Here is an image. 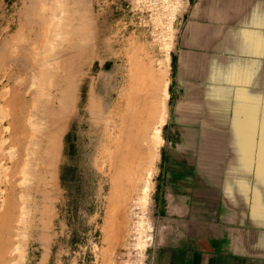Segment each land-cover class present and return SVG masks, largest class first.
Instances as JSON below:
<instances>
[{
  "label": "rangeland",
  "instance_id": "obj_1",
  "mask_svg": "<svg viewBox=\"0 0 264 264\" xmlns=\"http://www.w3.org/2000/svg\"><path fill=\"white\" fill-rule=\"evenodd\" d=\"M187 1L85 0L94 29L90 39L81 44L83 48L90 45L77 78L82 114L66 123L56 184L46 200L50 215L45 227L37 223L40 213L32 211L27 216L29 224H24L26 232L20 229L26 240L24 249L20 248L27 252L25 264H147L156 232L152 195L162 177L159 172L172 124L162 125L164 141L153 161L144 133L157 126L160 103L166 101V119L171 113L164 89L174 70V46ZM23 3L0 0V48L12 46L11 32L17 27ZM18 74L0 56V119L4 117V122L0 120V143L10 135L5 125L14 110L8 99L33 85L31 80L23 83ZM108 95L112 97L107 112L88 116V104L105 105ZM146 119L154 122L149 125ZM107 120L112 124L105 127ZM96 121L100 129L91 126ZM94 137L98 140L92 143ZM6 150L0 163L8 166L11 154ZM0 196L4 199L3 193ZM17 200L19 194L12 196V202ZM31 201L32 210L34 203L45 202L35 194ZM0 211L1 224L7 212Z\"/></svg>",
  "mask_w": 264,
  "mask_h": 264
},
{
  "label": "crops",
  "instance_id": "obj_2",
  "mask_svg": "<svg viewBox=\"0 0 264 264\" xmlns=\"http://www.w3.org/2000/svg\"><path fill=\"white\" fill-rule=\"evenodd\" d=\"M180 19L147 264H264V0Z\"/></svg>",
  "mask_w": 264,
  "mask_h": 264
},
{
  "label": "bare ground",
  "instance_id": "obj_3",
  "mask_svg": "<svg viewBox=\"0 0 264 264\" xmlns=\"http://www.w3.org/2000/svg\"><path fill=\"white\" fill-rule=\"evenodd\" d=\"M18 15L17 27L11 32L12 46L0 48V56L18 70L20 79H24L23 83L29 84L31 80L33 85H26L25 91L8 99V106L14 113L6 119L8 124L5 127L10 135L2 137L0 143V155L5 157L4 151L7 148L9 151L6 153L11 154L8 166L5 162L0 163V192L4 194V199L0 196V210L7 212V217L4 216L5 219L0 224V264L26 263L27 252H24L22 245L26 240L21 236L20 229L26 227L25 222L29 224L27 216L32 211L40 213L38 225L45 227L47 223L46 218L50 213L46 200L50 199L49 193L56 184L59 152L62 149L61 141L66 123L70 117L82 114L79 102L81 97L77 95V78L80 66L87 58L86 52H90V45L83 48L85 45L81 44L90 39L94 22L89 19L85 0H24ZM94 40L93 38V44ZM166 83L165 100L169 95L168 82ZM108 97L105 105L89 103L86 107L87 115L98 117L106 113L110 108L112 95ZM162 103L158 124L153 131H148L147 128L154 122L151 121L153 118L146 119L150 123L147 122L149 125L146 126L144 138H147L152 161L163 140L161 127L166 120V113L163 112L166 101ZM2 121L4 122V117ZM104 124L107 127L112 123L107 120ZM91 126L96 129L100 127L97 121ZM96 140L98 139L94 137L91 142ZM7 141L8 145L5 146ZM3 184L6 185L5 188ZM144 190L148 191V185ZM17 194L20 200L12 202V196ZM34 194L36 197L42 196L45 202L34 203L32 210L34 201L31 199ZM24 229L26 232V228ZM21 245L23 249H20Z\"/></svg>",
  "mask_w": 264,
  "mask_h": 264
}]
</instances>
